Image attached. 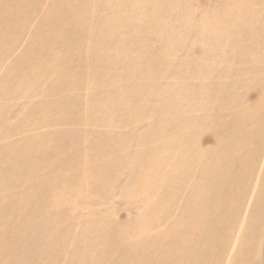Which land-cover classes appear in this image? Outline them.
<instances>
[{
  "label": "rangeland",
  "instance_id": "1",
  "mask_svg": "<svg viewBox=\"0 0 264 264\" xmlns=\"http://www.w3.org/2000/svg\"><path fill=\"white\" fill-rule=\"evenodd\" d=\"M257 18L260 38L264 0H0V264H162L171 240L201 264L221 96L264 54ZM255 186L224 202L242 220Z\"/></svg>",
  "mask_w": 264,
  "mask_h": 264
},
{
  "label": "bare ground",
  "instance_id": "2",
  "mask_svg": "<svg viewBox=\"0 0 264 264\" xmlns=\"http://www.w3.org/2000/svg\"><path fill=\"white\" fill-rule=\"evenodd\" d=\"M258 24V18L252 22L251 50L259 47V41L264 43V35L256 38ZM244 62L242 68L238 63L235 65L236 77L228 83L231 90L221 96L222 103L226 104L220 107L216 129L221 205L201 219V253H190L195 258L201 255V264H220L230 246L233 250L226 257L227 264L252 260L255 264H264V235L260 232V227L264 226V54L257 61L244 59ZM243 81L248 89L246 93L242 92ZM241 106L242 109L237 108ZM229 177L232 180L227 179ZM243 180L246 185L256 183V186L242 220L240 205H225L224 202L236 200V184ZM240 220L244 223L243 233L238 241L232 240L226 228L232 231ZM118 238L124 240V237ZM161 249L158 258L162 264L178 261L175 252L179 247L175 242L164 243Z\"/></svg>",
  "mask_w": 264,
  "mask_h": 264
}]
</instances>
